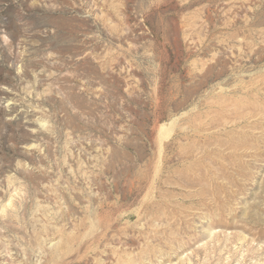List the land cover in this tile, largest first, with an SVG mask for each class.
Listing matches in <instances>:
<instances>
[{
    "label": "rangeland",
    "instance_id": "rangeland-1",
    "mask_svg": "<svg viewBox=\"0 0 264 264\" xmlns=\"http://www.w3.org/2000/svg\"><path fill=\"white\" fill-rule=\"evenodd\" d=\"M0 264H264V0H0Z\"/></svg>",
    "mask_w": 264,
    "mask_h": 264
}]
</instances>
